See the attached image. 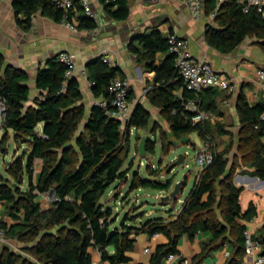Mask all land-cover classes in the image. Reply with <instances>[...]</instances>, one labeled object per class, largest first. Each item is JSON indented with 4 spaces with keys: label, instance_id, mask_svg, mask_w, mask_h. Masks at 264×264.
Wrapping results in <instances>:
<instances>
[{
    "label": "trees",
    "instance_id": "16d2710c",
    "mask_svg": "<svg viewBox=\"0 0 264 264\" xmlns=\"http://www.w3.org/2000/svg\"><path fill=\"white\" fill-rule=\"evenodd\" d=\"M215 6L216 0L202 1L206 16ZM105 7L113 20L125 21L129 17L128 0H109ZM14 8L16 16L21 13L26 18L24 21L17 18L23 28L29 26L30 16L39 8L55 21L59 22L61 17V11L50 0H15ZM96 27L94 20L79 12L78 29ZM246 37H255L264 50V16L255 10L243 12L238 0L223 1L213 23L206 26V43L219 52L229 53ZM137 41L139 46L131 43L129 51L145 70L154 72L145 94L148 102L158 109L174 137L196 133L207 143L211 162L198 172L174 217L152 216L143 220L141 213L135 217L126 215L117 222L118 215L102 199L108 188L127 174L123 164L129 153L130 129L147 128L149 111L136 103L124 127L95 103L86 116L79 82L75 76L66 77L67 68L58 60V54L37 70L35 85L42 95L34 99V105L25 106L28 75L23 69L5 65L0 54V98L6 105L0 147L13 140L19 146L25 143L28 149L5 169L15 183L9 184L0 171V225L7 238L19 242L21 249L34 259L0 246V264H94L91 249L100 253L102 262L127 264V253L133 250L134 236L138 233L148 236L158 233L167 238L151 255V264H163L169 253H178L183 236L191 240L200 232H208L211 237L200 242V253L189 264H199L223 247L230 250L227 264H237L243 258L245 222L256 216V207L250 202L242 208V187L233 178L239 169L249 168L252 175L264 180V120L260 117L264 101L250 104L243 93L238 95L236 153L229 163L233 142L221 150L215 142V134L227 133L224 125L217 120L192 122L194 112L183 107V98L190 94L183 89L174 57L168 51L166 34L155 26L139 34ZM118 76L124 77L119 67L100 62L94 73L89 74L93 97L109 98L108 85ZM206 90L209 96L205 99L204 91L200 94L198 108L220 115L215 98L222 91ZM40 122L41 133L36 128ZM152 150L147 138L145 151ZM36 160L41 163L34 174ZM24 176L27 188L23 190L18 185ZM127 183L129 191L137 188L168 191L172 179L143 178L135 171ZM50 191V205L44 207L38 196ZM176 201L177 198L163 200L161 205ZM134 219H138L137 224L132 223ZM253 238L264 245V225Z\"/></svg>",
    "mask_w": 264,
    "mask_h": 264
},
{
    "label": "crops",
    "instance_id": "0c3cea01",
    "mask_svg": "<svg viewBox=\"0 0 264 264\" xmlns=\"http://www.w3.org/2000/svg\"><path fill=\"white\" fill-rule=\"evenodd\" d=\"M14 1L0 0V54L4 58L5 65L23 69L28 75L26 85L29 88V95L24 103L25 106L34 105V99L42 95V91L35 85L37 70L44 67L48 59L59 52L67 51L74 56L76 67L73 76L79 82L86 116L97 100L91 93L89 74L94 73L100 62H104L105 55L112 60L111 65L119 67L121 75L129 78L131 84L129 100L132 109L136 103H141L149 113L156 110L159 114L158 109L148 102L145 95L154 72L145 70L143 64L139 63L136 56L129 51L131 43L139 46L137 37L129 41V37L134 32H138L139 35L155 26L166 35L172 31L187 39L195 57L207 60L216 72L229 78L233 91H222L221 95L215 98L221 113L215 115L216 120H221L223 123L234 121L236 125L235 129L224 126L227 131L224 135H230L234 131L237 134L239 130L235 105L240 93L245 95L250 104L264 101V83L254 81L255 70L264 68V50L257 44V39L246 37L231 52H219L209 46L205 40L206 26L208 23L212 24L213 19L204 13L199 19L192 18L187 6L181 0H128L130 13L125 21H116L108 16L105 7L108 0H90L96 14L97 27L94 30L78 29L75 32L55 21L40 8L30 16L29 26L23 28L17 22V18L21 21L26 18L21 13L15 15ZM79 12L82 13V10L80 9ZM203 96L206 99L209 92L204 90ZM42 126V122L37 124L39 133L42 131ZM11 142L16 150L27 147L25 143L19 146L13 140ZM40 163V160H36V173ZM251 172L252 169L249 168L239 169L233 182L242 187L240 194L242 208L245 209L250 202L256 207V216L245 222V230L253 236L257 235L264 225V180L252 175ZM140 189L147 190V195H153L151 192L155 191L150 188H137L131 191L129 197H134L138 201L139 195L135 192ZM160 196L162 197L163 194ZM179 208L173 209L168 214L174 217ZM152 214V211H148L145 216L152 217ZM210 237L208 232H200L191 240L183 236L178 243V253L192 261L194 256L200 253V242ZM134 238L133 250L127 253L129 257L127 264H151L150 258L156 247L167 242V238L162 234L148 236L145 233H138ZM18 246L22 247L20 243ZM226 248L228 247L214 251L199 264H227L228 259L223 255ZM90 253L96 264H108L100 260V253L97 250L91 249ZM241 260H238L237 264H241ZM174 264L180 263L176 261Z\"/></svg>",
    "mask_w": 264,
    "mask_h": 264
},
{
    "label": "built area",
    "instance_id": "2783aa9c",
    "mask_svg": "<svg viewBox=\"0 0 264 264\" xmlns=\"http://www.w3.org/2000/svg\"><path fill=\"white\" fill-rule=\"evenodd\" d=\"M56 9L61 11L59 23L70 31H77L79 24V11L92 20H96V14L91 7L90 0H50ZM109 1V0H108ZM187 6L192 18L199 19L203 13V0H181ZM225 0H216V6L210 13V18L214 19L220 4ZM242 6L243 12L255 10L261 16H264V0H238ZM168 51L174 57V64L182 79L183 89L190 95L183 98V107L186 110L194 112L191 121L203 122L205 120H216V116L209 112L200 110L198 102L200 94L206 89H218L220 91H233V85L228 77L219 74L214 70L212 65L205 59L195 57L189 47L188 40L179 36L175 32H170L166 35ZM58 60L63 63L66 70V77H71L75 72L74 56L67 52L61 51L58 54ZM103 61L109 65L112 60L107 56H103ZM255 83H264V68L255 70ZM61 90H64L62 87ZM131 84L128 77H115L108 85L109 98L97 99L95 104L105 110L106 115L117 119L124 127L129 121L132 106L129 100ZM5 101L0 98V132L3 129L5 116ZM261 119L264 120V113L261 114ZM133 128V127H132ZM131 130V129H130ZM196 164L199 171L204 169L212 160V154L208 149V144L204 142L202 151L196 155ZM158 234V233H157ZM155 235V234H154ZM7 241L5 229L0 225V243ZM225 248V247H224ZM244 248L245 253L241 260V264H264V245L257 239H254L252 234L245 230L244 232ZM148 251V249H146ZM223 255L226 259L230 257V250L224 249ZM179 261L180 264H189L190 260L183 257L179 253H169L163 259V264H174ZM96 264L95 261H93Z\"/></svg>",
    "mask_w": 264,
    "mask_h": 264
},
{
    "label": "rangeland",
    "instance_id": "374dc122",
    "mask_svg": "<svg viewBox=\"0 0 264 264\" xmlns=\"http://www.w3.org/2000/svg\"><path fill=\"white\" fill-rule=\"evenodd\" d=\"M215 121V120H214ZM222 122L221 120H217ZM222 124L226 127H232L235 129L234 121L225 122ZM1 137V132H0ZM142 137L149 139L153 146L152 152L145 153L140 156L138 152V144ZM162 141L164 145H162ZM233 142V147L228 154L229 163L235 157L236 153V142L237 136L234 133L230 135L215 134V142L218 150L224 149L227 145ZM146 144V143H145ZM204 142L197 136L196 133H191L183 138H176L172 135L169 129V125L165 122L160 115L154 110L150 113L149 125L147 128H131L129 132V153L127 159L123 164V168H127L128 172L124 178L113 183L103 196V201H107L108 205L112 208V213L117 214V222L121 221L129 215L135 217L138 214L143 213L141 219H146L145 213L152 211V216H170V210L178 208L182 205V202L187 198L190 189L193 187L195 178L199 172V167L196 164V155L199 151H202ZM28 149L24 147L22 150L14 149V144L11 140H7L0 147V171L9 179V184L15 183V180L5 171L7 165L17 156H22ZM179 153L185 155L183 164L174 166L169 169L170 164L177 159ZM34 174L37 171L35 166ZM137 171L138 174L143 178L157 179L165 181L168 178L172 179V184L168 191L155 190L151 192L153 195H147V190L136 191L138 193L139 200L129 197L131 191L128 190V181L132 177V173ZM181 179H186V186L181 191L180 195L177 196V201L170 202L167 205H161L160 194L166 195L173 189L175 182ZM20 189L27 188L26 177H23V182L18 185ZM134 195V194H133ZM52 194L42 193L38 196V199L42 200L43 206L47 207L50 205V198ZM180 200V201H179ZM171 211V212H172ZM168 214V215H167ZM9 220V219H7ZM130 222V220H128ZM132 223L137 224L138 219H134ZM19 243L11 238H7V241L1 242V247H6L9 250L15 251L31 260H34L26 251H23L19 246Z\"/></svg>",
    "mask_w": 264,
    "mask_h": 264
},
{
    "label": "water",
    "instance_id": "95a60500",
    "mask_svg": "<svg viewBox=\"0 0 264 264\" xmlns=\"http://www.w3.org/2000/svg\"><path fill=\"white\" fill-rule=\"evenodd\" d=\"M137 33L138 32H134V34H132L129 37V41H132L134 38H136L138 35ZM146 139H147L146 137H142L140 139L139 144H138V152H139L140 156H143L146 153V151H145ZM184 160H185V155L183 153H179L177 156V159L174 162H172V164H170L169 169L174 167V166H179V165L183 164ZM183 182H184L183 179L175 182L173 189L169 192V194L162 196L161 200L167 201L170 199L177 198V196L180 195L181 190L183 188ZM50 194H52V191H50Z\"/></svg>",
    "mask_w": 264,
    "mask_h": 264
}]
</instances>
